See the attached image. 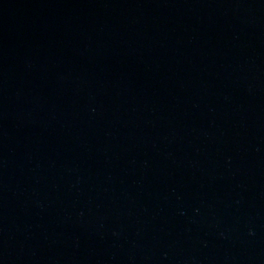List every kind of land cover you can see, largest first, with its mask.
Wrapping results in <instances>:
<instances>
[{
    "label": "water",
    "instance_id": "95a60500",
    "mask_svg": "<svg viewBox=\"0 0 264 264\" xmlns=\"http://www.w3.org/2000/svg\"><path fill=\"white\" fill-rule=\"evenodd\" d=\"M0 264H264V0H0Z\"/></svg>",
    "mask_w": 264,
    "mask_h": 264
}]
</instances>
